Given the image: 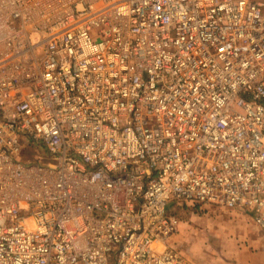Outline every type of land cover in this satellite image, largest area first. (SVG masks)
I'll return each instance as SVG.
<instances>
[{
	"label": "built area",
	"instance_id": "2783aa9c",
	"mask_svg": "<svg viewBox=\"0 0 264 264\" xmlns=\"http://www.w3.org/2000/svg\"><path fill=\"white\" fill-rule=\"evenodd\" d=\"M180 205L264 233V0H0V264H194Z\"/></svg>",
	"mask_w": 264,
	"mask_h": 264
},
{
	"label": "rangeland",
	"instance_id": "374dc122",
	"mask_svg": "<svg viewBox=\"0 0 264 264\" xmlns=\"http://www.w3.org/2000/svg\"><path fill=\"white\" fill-rule=\"evenodd\" d=\"M38 152L25 153L22 162H33ZM25 162V163H27ZM172 204L168 206L171 207ZM180 224L168 246L194 264H264V237L241 208L177 206L170 209Z\"/></svg>",
	"mask_w": 264,
	"mask_h": 264
},
{
	"label": "crops",
	"instance_id": "0c3cea01",
	"mask_svg": "<svg viewBox=\"0 0 264 264\" xmlns=\"http://www.w3.org/2000/svg\"><path fill=\"white\" fill-rule=\"evenodd\" d=\"M247 214V213H246ZM249 217H250V215L249 214H247ZM250 219H251V217H250ZM261 231V230H260ZM261 233L263 234V237H264V233L261 231Z\"/></svg>",
	"mask_w": 264,
	"mask_h": 264
}]
</instances>
